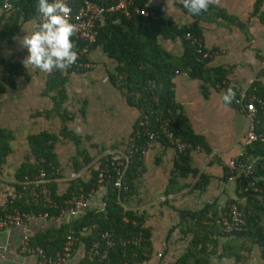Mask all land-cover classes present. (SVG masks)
<instances>
[{
	"label": "trees",
	"instance_id": "1",
	"mask_svg": "<svg viewBox=\"0 0 264 264\" xmlns=\"http://www.w3.org/2000/svg\"><path fill=\"white\" fill-rule=\"evenodd\" d=\"M4 1L12 6V10L9 12L1 10ZM69 1L77 4L80 0ZM116 1L101 0V4L109 6ZM133 1L138 8L144 9L148 14L142 16L133 12L129 18L118 13L104 14L102 21L97 25L95 41L89 46V55L82 54L77 62L91 61L90 55L95 50L104 55L112 65V69L107 73L109 84L120 92L128 107L138 111V117L133 124L131 133L135 128L140 131H143L144 128L147 131L159 133L156 140L158 144L174 150L175 159L163 195L168 196L182 189L183 186L179 185L178 179H186L189 176L196 179L193 187L201 189L207 177L198 174V171L193 167L191 152L200 148L207 153L210 150L204 138L193 132L190 123L181 112L180 105L174 101L173 79L177 74H183L190 79L199 80L202 83L201 90L204 96L207 93L205 85L217 89L216 85L225 80L228 70L222 67L208 68L207 65L212 56L203 58L201 54L205 51H214L204 47L203 29L199 23L211 22L213 15L216 14L215 7L210 6L207 12L193 16L179 2L178 7L193 18V21L188 25L177 27L171 20L164 18L161 7H148L147 0ZM260 4L261 0H256L255 9H258ZM36 7L37 0H0L2 12L0 15V49L3 45L13 43L14 36L19 32L22 24L29 21L37 24L40 16L37 14ZM220 15L224 17L222 14ZM187 34L190 35L189 39L186 38ZM159 39L177 40L182 49L180 55L175 56L167 52L160 45ZM84 44L76 40L74 50L78 53ZM0 62L3 63L2 60ZM91 62L94 64L93 61ZM75 65L76 63L63 73L59 70H54L50 74L45 73L43 95L49 97L52 106L49 110L38 113V115H42L46 119L57 117L60 129L58 133L40 131L28 135L26 138L32 161L24 162L18 167L13 183L18 195L13 205L21 211L37 213L44 210L25 201L21 184L33 181L40 170L46 172L48 177L52 168L60 170L56 154V146L60 137L69 139L76 148V154L71 160L74 175L78 174L82 168L87 167L85 169L89 170V178L84 179L81 176L72 178L67 181V187L62 194L56 192L57 182L49 181L47 187L50 190L51 199L58 206H62L70 192L75 191L78 186L82 187L84 193L98 189L101 184L97 182V174L105 166L109 173L114 175L113 168L109 166L110 155L103 154L105 149L101 148L97 151L98 166L92 165L94 157L90 155L89 150L86 147L78 148L82 142L81 136L75 134L67 126V123L73 122L77 115H80L81 118L85 116L83 104L76 113L67 109L69 99L66 86L71 75H81L88 71ZM17 68L21 70L20 73ZM4 69L12 75L27 78V74L23 72L20 64L10 63L8 66H4ZM11 83L14 87V82ZM253 88L257 89L254 104L259 107V102L264 103V91L260 89L264 87L253 82L248 92L251 93ZM260 90L263 93L259 94ZM258 118L254 130L257 138L247 147L242 144L245 153L239 158L240 164H252L253 174L250 178L252 187L243 192L245 181L242 179V173H238L233 181L240 191L238 198H246L247 201L245 205L240 204L237 200L231 202L239 207L244 225L239 231L224 232L222 230L221 219L227 214L228 205L231 203L218 212H211L212 206L209 205L199 212H180L181 219L187 220V232L191 233L193 238L186 254L176 264H206L208 262L206 258L210 255L207 253L206 243L212 245L211 251L214 252L218 238H228L222 244V253L225 257L232 256L237 261L241 260L242 251H249L253 245H256L259 248L260 257L264 258V113L261 110L258 111ZM140 122H145L146 126L139 127L138 123ZM161 126H164L171 135L170 140L163 135L160 130ZM145 138L144 135H141L135 142L138 149L124 170L122 187H114L112 179L107 182L102 211L86 210L66 224L54 236L53 241L46 237H40L30 241L29 244L40 247L46 254L53 255L62 249L65 236L71 230L75 235H79L81 229L86 227L92 228L88 230L87 241H85L88 247L92 239L98 240L103 245L105 239L102 234L109 233L112 245L108 249L107 258L110 264H134L143 260L150 246L149 231L142 227V217L137 216L136 212L132 210L125 209L124 206L136 194V179L140 176L143 160L139 148ZM12 139L13 136L9 130L0 128V164L5 162V158L11 152L10 141ZM179 144L188 146L179 152L177 149ZM225 180H227L226 168ZM256 197H261V199ZM48 211L56 213L52 209Z\"/></svg>",
	"mask_w": 264,
	"mask_h": 264
},
{
	"label": "crops",
	"instance_id": "2",
	"mask_svg": "<svg viewBox=\"0 0 264 264\" xmlns=\"http://www.w3.org/2000/svg\"><path fill=\"white\" fill-rule=\"evenodd\" d=\"M255 1L218 0V3L213 5L216 14L213 15L211 22L199 23L203 29L204 47L213 49L219 57L216 64L211 65L213 56H215L213 55L207 65L208 68L222 67L228 70L225 80L216 85L217 89L205 85L207 93L204 96L201 90L202 83L199 80L190 79L183 74H177L173 79L174 101L180 105L181 112L190 123L193 132L204 138L210 150L207 153L200 148L191 152L193 167L198 171V174L205 175L207 179L201 189L193 187L196 179L191 176L186 179H178L179 185H182L183 188L165 196L163 194L174 163L175 152L158 143L147 151L142 160L140 176L136 179V194L124 206L125 209L132 210L136 212L137 216L142 217V227L147 229L150 235L148 253L143 260L134 264H176L186 254L193 235L187 232V220L181 219L180 212H199L207 205L212 206L211 212H218L234 200L242 205L247 202L246 198H238L240 191L236 184L225 180L224 165L229 159L236 157L242 149L246 125L244 104L252 98L254 99L257 93V89L254 90V88L249 93L250 86L255 82L264 87V0H261L258 9H255ZM166 2L167 0H147V6L161 7L163 10ZM179 2L180 0H171L169 15L163 11V16L171 20L177 27H182L190 24L193 18L181 11L178 7ZM1 13L0 10V15ZM222 20L225 21L227 27L221 25ZM32 28L30 33L35 31V23ZM205 33L212 43L209 47L204 44ZM211 33L214 35H210ZM160 41L161 39H159V43ZM170 43L177 48L176 45L179 42L176 40L170 41ZM214 44L217 46L215 47ZM9 45L11 44L3 45L2 48ZM171 45L169 48L175 50ZM181 51L180 45L171 54L178 56ZM98 52H93L90 55L91 61L94 62L92 69L87 71L90 74L96 67L95 58L97 56H99L97 60L105 59L107 62L105 65H109L107 58ZM1 64L3 63L0 62L2 67ZM1 67L0 128L9 130L13 139L10 141V154L5 158V162L0 164V209L7 203L9 195L15 191L13 183L16 170L24 162L32 161L26 141L27 136L40 131L52 132L50 121L58 127L60 126L57 117L46 119L44 116L38 115V113L49 110L52 106L49 97L43 95L45 79L30 76L34 80V83L31 84L29 79L20 75H12L4 69V66ZM104 72L107 75L108 70L94 72L91 80L96 81L99 76L101 78ZM80 78V75H71L69 82L75 84L72 85L73 87H79L76 85L78 83L84 86L85 80ZM104 79L103 77L101 80ZM105 80L108 81L107 76ZM11 82H14V87ZM229 87L235 90L236 98L230 105H225L222 97ZM260 89L264 91V88ZM258 93L263 92L260 90ZM67 94L69 99L67 106L75 109L79 97H71L68 88ZM84 102L81 101L83 105L86 104ZM104 105L108 107L109 103L106 102ZM115 111L117 112V109ZM87 114L85 112L86 122L89 119V114ZM122 116L119 112L115 113L113 117L106 116L100 126L102 129L99 132V139L90 138L93 137L90 131L84 136V139L90 144L87 149L94 157L92 165L98 166L99 164V161L96 160L99 157L96 151L99 149H105L103 152L105 154L122 149L126 143L138 117V111L136 109L130 111L125 116L127 121L123 122V126L120 119ZM95 140L104 141V147L96 146ZM91 145L93 147H90ZM56 154L62 172V177L56 181V192L62 194L67 187V179L74 173L71 163L67 161L70 158L69 155L62 158L59 149ZM85 168L87 167L82 168L78 173L81 178L88 179L89 170ZM105 187L100 186L89 196L86 209L81 210L77 216L86 210H103ZM256 198L261 199V197ZM73 219L62 217L49 220L36 217L27 221L22 227L0 231V264H35V255L24 254L20 251L23 237L27 236L29 242L40 237H46L53 241L54 236ZM91 229L86 228L81 230L79 235H75L77 240L74 251L65 264L84 263L88 248L85 241H87L88 230ZM226 240L228 238H218L214 252L211 251L212 245L206 243L207 253L210 254L206 258L208 260L206 264H264V258L260 257L259 248L256 245H253L249 251H242L241 260L237 261L232 256L225 257L222 253V244ZM100 246H105V240Z\"/></svg>",
	"mask_w": 264,
	"mask_h": 264
},
{
	"label": "built area",
	"instance_id": "3",
	"mask_svg": "<svg viewBox=\"0 0 264 264\" xmlns=\"http://www.w3.org/2000/svg\"><path fill=\"white\" fill-rule=\"evenodd\" d=\"M65 2L71 7L72 11L70 14V21L77 25V33L73 36V42L75 44L76 40L81 41L84 46L78 51V59L82 54H88L89 46L95 41L96 28L99 22L102 21L104 14L106 13H118L126 18H129L131 14L138 13L142 16L148 14L144 9H140L134 4L133 0H117L116 3L104 6L101 4V0H80L79 3L73 4L69 0ZM7 5V7H5ZM1 10L4 12H9L12 10V6L4 1L1 6ZM41 19V18H40ZM40 19L36 26L40 23ZM186 38H190L187 34ZM198 52H200L198 50ZM202 57L207 58L216 55L217 52L205 51L202 52ZM89 55V54H88ZM77 67L84 68L85 70L92 69L93 64L91 61L84 63L76 62ZM175 73H178L175 71ZM243 98V97H242ZM241 101V100H240ZM242 104V101H241ZM261 110L264 113V103L259 102V107L254 105V99L247 101L244 104V118L246 120L244 136L242 143L244 147L249 146L253 141L256 140L257 136L255 134V125L258 123V111ZM139 127H145V122L138 123ZM163 135L170 140L171 135L167 132L164 126L160 127ZM159 133H154L147 131L143 128V131L135 128V130L130 134L127 140V144L121 150H115L113 152H108L105 154L110 155L109 166L113 168L114 175L109 173L107 166L100 169L97 174V182L101 186H106L107 182L112 179L113 186L116 188L122 187V177L127 164L132 160L134 153L137 151L135 142L144 135L146 138L140 146L141 157H145L147 151H149L154 144L158 143L156 140L159 137ZM188 145L179 144L178 151H183ZM245 153L244 149L238 153L237 157L228 160L225 163L227 181L233 182L236 179L238 173H242V179L245 181V187L243 192H246L248 188L252 187L250 178L253 174V168L251 163L240 164L239 158ZM81 175L73 174L67 181L72 178L80 177ZM62 177V172L59 169L52 168L49 177L46 172L40 170L38 175L33 181L21 184V189L25 195V201L34 206L43 208V211L33 212V211H21L13 205L14 201L17 199L18 195L13 191L8 198L7 203L0 210V231H8L12 228L22 227L27 221L33 218H43V219H57V218H75L81 210L86 209L87 200L95 191H89L87 193L83 192L81 186L70 192L69 197L63 202L62 206H58L52 199L50 190L47 187L49 181H57ZM256 191L255 188H253ZM55 210L56 213H50L48 210ZM222 230L224 232L239 231L244 225V220L241 217V211L239 207L231 203L228 205V212L221 219ZM82 228L81 230H85ZM105 239V246L101 247L98 240L93 239L90 242L89 247L86 249L85 261L83 264H110L108 262L107 254L108 249L112 245V241L109 240V233L105 232L102 234ZM76 237L73 231L66 235L62 249L53 254L49 255L44 252L38 246H31L29 244V239L27 236L23 237V242L20 247L21 253L28 255H35V264H65L68 258L74 251L76 245ZM127 264V263H122Z\"/></svg>",
	"mask_w": 264,
	"mask_h": 264
},
{
	"label": "rangeland",
	"instance_id": "4",
	"mask_svg": "<svg viewBox=\"0 0 264 264\" xmlns=\"http://www.w3.org/2000/svg\"><path fill=\"white\" fill-rule=\"evenodd\" d=\"M221 25L227 27L226 23L224 20L221 21ZM34 26V22L29 21L26 22L24 24L21 25L19 32L14 36L13 39V43L9 46H5L4 48H2V50H0V59L3 60V66H8L10 63L12 64H20L22 67V70L25 74H27V79L30 80V83H34V80L32 78H37L40 79L41 77H43L45 79V73L40 72L38 69H35L31 66H28L27 68L24 66L23 64V60L28 56V52L27 49H24L21 44H20V40L27 35V33L30 34V31H32V27ZM210 35H214V33H211ZM217 36V34H215ZM243 38V36H242ZM211 40L209 39L207 33L204 34V44L205 46H211L212 43L210 42ZM172 43V42H171ZM170 41H160V45L168 52L172 53L175 52V50H177V48L180 46L179 43L176 45L177 48L173 45H171ZM172 46L173 49L175 50H171L169 48V46ZM214 46L216 47L217 44H214ZM94 52H98V50H95ZM99 53V52H98ZM213 62L211 63V65H215L217 60H218V56L215 55L213 56ZM99 59V56H97L95 58V60L97 62L96 67L93 71V73H88L85 72L83 74H81V78L80 79H84V83L85 85L83 86V84H76L79 85L76 87H73L72 85L73 82H68L66 89L68 88L69 94L71 97H79L78 99V103L75 106V109H72L71 106H67V109L70 112H75L78 110V108H80L82 106L81 101H85L86 104L84 105L83 109L85 112H87L89 119L88 122H86L85 120V116L84 118H81L80 115H77V118L72 122L69 123L68 122V127L70 128V130L74 131L75 134L76 128H81L82 131L80 132V134H77L78 136H81L82 138V142L80 143V145L78 146L79 149L82 148H88L89 147V142L86 141L84 139V136L86 134L90 132L91 135L93 137L90 138H96L99 139V132L101 131L102 128H100V126L102 125V122L104 121V118L107 116H114L115 113L119 112L121 113L123 116L120 118L122 121V126H123V122L126 120L127 121V116L129 114L130 111H135V109H132L131 107H128L127 104L125 103L124 99L122 98L121 94L119 91H117L116 89H114L108 81H106V72H104L102 74V77L100 78V76L96 79V81L91 80V76H93L92 74H95L94 72H98V71H104L105 69H107L108 71L112 69V65L111 66H106L105 64L107 63L105 59L103 60H97ZM1 67V66H0ZM1 67V68H2ZM9 69V68H7ZM15 71V70H14ZM18 73H20V69L17 68ZM30 76L32 78H30ZM105 78L104 80H101L102 78ZM109 103L108 107L106 105H104L105 103ZM86 105L88 106L86 108ZM118 107V108H117ZM117 109V112L115 111ZM97 110V111H96ZM85 120V121H84ZM51 123L52 126V132L54 133H58L60 126L58 127L55 123ZM128 140V139H127ZM95 144L96 146L100 147V145H102L104 147L105 142L104 141H99V140H95ZM92 143H94V141H92ZM127 144H124V146ZM123 146V147H124ZM122 147V148H123ZM61 151L62 153V158H66V156L69 155L70 158L67 159L68 162L71 163L72 158L75 156L76 154V148L73 145V143L67 139V138H59V142L57 143L56 146V152L58 153V149ZM92 149V148H90ZM121 150L118 149V151ZM97 152V151H96Z\"/></svg>",
	"mask_w": 264,
	"mask_h": 264
},
{
	"label": "clouds",
	"instance_id": "5",
	"mask_svg": "<svg viewBox=\"0 0 264 264\" xmlns=\"http://www.w3.org/2000/svg\"><path fill=\"white\" fill-rule=\"evenodd\" d=\"M171 0H167L163 11L169 15ZM183 7L193 16L207 12L210 6L216 5L218 0H180ZM7 7V5H5ZM37 14L40 23L37 29L27 33L20 44L27 49L28 56L23 60L24 66H31L43 73H52L54 70L67 71L78 60V53L74 50L73 36L77 33V25L69 19L71 7L65 0H37ZM236 98L232 87L227 89L222 100L230 105ZM77 134L81 128L75 129Z\"/></svg>",
	"mask_w": 264,
	"mask_h": 264
}]
</instances>
